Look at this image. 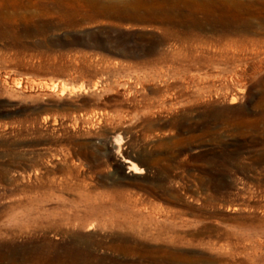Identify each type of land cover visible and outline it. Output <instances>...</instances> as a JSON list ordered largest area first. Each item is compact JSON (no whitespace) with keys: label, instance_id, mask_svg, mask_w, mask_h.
<instances>
[{"label":"rangeland","instance_id":"obj_1","mask_svg":"<svg viewBox=\"0 0 264 264\" xmlns=\"http://www.w3.org/2000/svg\"><path fill=\"white\" fill-rule=\"evenodd\" d=\"M141 1L0 11V264H264V0L177 45Z\"/></svg>","mask_w":264,"mask_h":264},{"label":"bare ground","instance_id":"obj_2","mask_svg":"<svg viewBox=\"0 0 264 264\" xmlns=\"http://www.w3.org/2000/svg\"><path fill=\"white\" fill-rule=\"evenodd\" d=\"M18 1L0 0V11L16 6ZM150 1L143 0L136 3L141 8L151 7L150 15L142 18L159 23L164 34L166 33L175 45L188 41L189 37L204 29H210L213 32L231 33H241L252 29L246 22V15L250 13V7L253 4L244 0H156L155 3H150ZM51 3L55 4L60 10L65 9L66 6L64 0H51ZM46 7L47 10L51 9L48 6ZM175 55L177 57L172 62L184 69H187L196 61L193 54H183L181 50H176ZM190 78L193 79L192 76ZM143 173V169L136 165H132L128 172L129 175H141ZM78 259L71 264H100L101 262V260L92 262L88 259L82 263Z\"/></svg>","mask_w":264,"mask_h":264}]
</instances>
